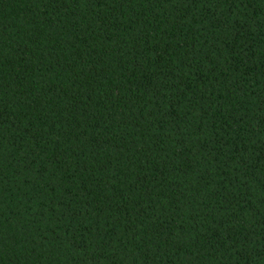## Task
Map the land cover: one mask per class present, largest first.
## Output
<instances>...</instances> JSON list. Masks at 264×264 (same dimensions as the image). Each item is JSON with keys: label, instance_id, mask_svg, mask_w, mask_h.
I'll return each mask as SVG.
<instances>
[{"label": "trees", "instance_id": "trees-1", "mask_svg": "<svg viewBox=\"0 0 264 264\" xmlns=\"http://www.w3.org/2000/svg\"><path fill=\"white\" fill-rule=\"evenodd\" d=\"M0 264H264V0H0Z\"/></svg>", "mask_w": 264, "mask_h": 264}]
</instances>
